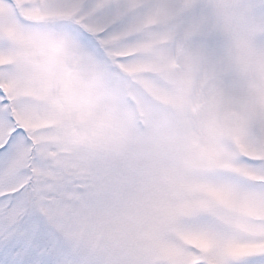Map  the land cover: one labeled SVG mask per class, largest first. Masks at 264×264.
Listing matches in <instances>:
<instances>
[{
  "label": "snow or ice",
  "instance_id": "snow-or-ice-1",
  "mask_svg": "<svg viewBox=\"0 0 264 264\" xmlns=\"http://www.w3.org/2000/svg\"><path fill=\"white\" fill-rule=\"evenodd\" d=\"M0 264H264V0H0Z\"/></svg>",
  "mask_w": 264,
  "mask_h": 264
}]
</instances>
